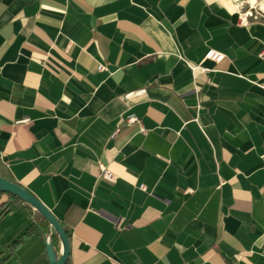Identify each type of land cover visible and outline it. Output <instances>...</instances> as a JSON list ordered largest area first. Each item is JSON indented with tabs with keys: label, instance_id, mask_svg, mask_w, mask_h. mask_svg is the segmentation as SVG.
I'll list each match as a JSON object with an SVG mask.
<instances>
[{
	"label": "crops",
	"instance_id": "crops-1",
	"mask_svg": "<svg viewBox=\"0 0 264 264\" xmlns=\"http://www.w3.org/2000/svg\"><path fill=\"white\" fill-rule=\"evenodd\" d=\"M262 2L0 0V176L67 264H264ZM45 241L0 191V264Z\"/></svg>",
	"mask_w": 264,
	"mask_h": 264
},
{
	"label": "water",
	"instance_id": "water-1",
	"mask_svg": "<svg viewBox=\"0 0 264 264\" xmlns=\"http://www.w3.org/2000/svg\"><path fill=\"white\" fill-rule=\"evenodd\" d=\"M0 191L11 193L17 196L19 199L31 206L44 217V219L56 233L60 241V251L58 254L55 253L49 241L44 242L48 264H65L69 251L68 235L66 234L57 218L49 211V209L27 189L1 176Z\"/></svg>",
	"mask_w": 264,
	"mask_h": 264
},
{
	"label": "built area",
	"instance_id": "built-area-1",
	"mask_svg": "<svg viewBox=\"0 0 264 264\" xmlns=\"http://www.w3.org/2000/svg\"><path fill=\"white\" fill-rule=\"evenodd\" d=\"M261 14L264 15V12H262ZM204 57L210 58L214 61H219L223 57V54L221 52L213 49V48H208L206 50V52L204 53ZM98 68L99 69L103 68V65L99 64ZM133 119L134 118L132 116L127 117V120H133ZM99 175L102 178H105L107 180H113V178H114V175L112 174V172L110 170H108L105 166H101Z\"/></svg>",
	"mask_w": 264,
	"mask_h": 264
},
{
	"label": "trees",
	"instance_id": "trees-1",
	"mask_svg": "<svg viewBox=\"0 0 264 264\" xmlns=\"http://www.w3.org/2000/svg\"><path fill=\"white\" fill-rule=\"evenodd\" d=\"M7 193V192H6ZM7 194H9L11 197H13L15 200H17V201H19V202H21V203H23L25 206H27L29 209H31V210H33L34 212H35V215L38 217V219L41 221V222H43L44 224H45V226L46 227H48L49 226V224H48V222L44 219V217L39 213V212H37L35 209H33L31 206H29L28 204H26L25 202H23L21 199H19L17 196H15V195H13V194H11V193H7ZM32 221H33V218H32ZM61 224V223H60ZM61 226H62V224H61ZM63 227V226H62ZM63 229L65 230V232H66V234L68 235L69 233H68V231L63 227ZM52 234H53V236L59 241V238L57 237V235H56V233L53 231V229H52ZM17 242V241H16ZM15 242V243H16ZM65 264H67V261H66V263Z\"/></svg>",
	"mask_w": 264,
	"mask_h": 264
},
{
	"label": "rangeland",
	"instance_id": "rangeland-1",
	"mask_svg": "<svg viewBox=\"0 0 264 264\" xmlns=\"http://www.w3.org/2000/svg\"><path fill=\"white\" fill-rule=\"evenodd\" d=\"M258 1H259V0H258ZM258 7H259L258 5H255L254 7H252L253 10H252L251 13H254V14H255V13H258V12H259V13L261 14L262 12H264V11L259 10ZM252 8H250V7L248 6V9L251 10Z\"/></svg>",
	"mask_w": 264,
	"mask_h": 264
},
{
	"label": "bare ground",
	"instance_id": "bare-ground-1",
	"mask_svg": "<svg viewBox=\"0 0 264 264\" xmlns=\"http://www.w3.org/2000/svg\"><path fill=\"white\" fill-rule=\"evenodd\" d=\"M261 8H264V2L261 3Z\"/></svg>",
	"mask_w": 264,
	"mask_h": 264
}]
</instances>
